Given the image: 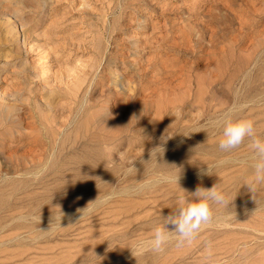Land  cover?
<instances>
[{
	"label": "rangeland",
	"instance_id": "374dc122",
	"mask_svg": "<svg viewBox=\"0 0 264 264\" xmlns=\"http://www.w3.org/2000/svg\"><path fill=\"white\" fill-rule=\"evenodd\" d=\"M229 107L264 136V0H0V264H264L252 150L210 125ZM215 184L191 242L133 254Z\"/></svg>",
	"mask_w": 264,
	"mask_h": 264
},
{
	"label": "clouds",
	"instance_id": "9594fccd",
	"mask_svg": "<svg viewBox=\"0 0 264 264\" xmlns=\"http://www.w3.org/2000/svg\"><path fill=\"white\" fill-rule=\"evenodd\" d=\"M235 107H229L220 116L210 121V125L214 130L218 131L217 147L221 152H229L241 145L245 139L252 150L251 154V175L243 185H247L253 193L256 185L264 184V136L258 134L254 121L248 118H235L233 113ZM169 135L165 133L161 139H168ZM162 146H157L150 150V159L153 154L156 156ZM224 163V161H219ZM208 165V164H207ZM178 168V167H177ZM207 172H212L207 168ZM161 180L168 183L174 181L178 183V178L164 174ZM139 185V188L146 187ZM183 189V188H182ZM177 193L172 205H168L172 209L170 215L162 217V221L156 223L151 230V235L147 239H140L135 242L134 247H130L134 252H144L151 250L153 252H161L170 239H175L177 246L191 242L198 234L202 226L209 224L213 220L212 205H223L226 203L225 196L222 191L218 190L216 184L211 188L197 186L194 191ZM127 189H122L119 193L108 192L90 201L87 206L80 210L84 212H92L95 207L101 206L116 195L127 193ZM174 226L169 230L166 225ZM211 256L210 246L207 254Z\"/></svg>",
	"mask_w": 264,
	"mask_h": 264
}]
</instances>
